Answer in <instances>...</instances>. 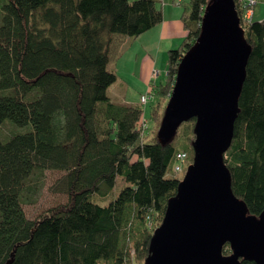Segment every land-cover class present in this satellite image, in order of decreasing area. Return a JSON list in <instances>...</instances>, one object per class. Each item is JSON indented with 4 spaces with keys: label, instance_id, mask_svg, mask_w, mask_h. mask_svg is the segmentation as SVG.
Here are the masks:
<instances>
[{
    "label": "trees",
    "instance_id": "16d2710c",
    "mask_svg": "<svg viewBox=\"0 0 264 264\" xmlns=\"http://www.w3.org/2000/svg\"><path fill=\"white\" fill-rule=\"evenodd\" d=\"M210 1L184 4L186 35L168 51L165 82L151 83L160 99H169ZM234 2L241 19L246 7ZM162 22L158 0H0V124L24 131L0 141V264H144L181 180L173 172L176 154L186 151L193 159L195 120L183 123L167 143L157 135L148 140L141 106L109 97L117 74L108 64L114 36L135 40ZM244 28L251 53L224 162L233 193L250 215L259 216L264 212V18L252 17ZM159 108L152 114L158 126ZM44 170L65 173L58 190L68 201L29 219L23 209L27 182ZM117 178L126 185L102 204ZM230 253L227 244L223 254Z\"/></svg>",
    "mask_w": 264,
    "mask_h": 264
},
{
    "label": "water",
    "instance_id": "95a60500",
    "mask_svg": "<svg viewBox=\"0 0 264 264\" xmlns=\"http://www.w3.org/2000/svg\"><path fill=\"white\" fill-rule=\"evenodd\" d=\"M251 47L234 0H211L200 36L183 55L157 139L195 120L193 159L154 230L144 264H264V212L250 215L224 162ZM231 253L223 254L225 245Z\"/></svg>",
    "mask_w": 264,
    "mask_h": 264
},
{
    "label": "rangeland",
    "instance_id": "374dc122",
    "mask_svg": "<svg viewBox=\"0 0 264 264\" xmlns=\"http://www.w3.org/2000/svg\"><path fill=\"white\" fill-rule=\"evenodd\" d=\"M162 2L163 1H160V5L163 4ZM185 3H188V0H181V5L178 6L179 16H181L180 13H182ZM253 12V17L256 20L264 18V0L258 1V3L253 7ZM175 48H177L176 45H174L172 49ZM168 51L154 57L155 61L151 64L148 62V64H145L141 58H139L136 63L132 60H130V63L125 62V60L120 62L119 68L121 69H119L120 71L117 74V81L110 86L108 93L109 96H113L114 102L118 104L128 102L129 104H138L141 106L143 109V120L146 121V128L148 129V133L146 135L148 140L157 135L161 123L160 121L158 126V124L154 122L152 117L154 110L157 105L160 104L159 110L162 112L163 116L169 99H160L152 92V95L154 96L151 97L145 105H141L140 97L142 95H148L150 90L151 83L146 81L148 78V70L150 72V68L159 74L154 81L155 84L165 82L166 70L168 66ZM108 69L113 71L116 70V65L113 60L108 65ZM15 132L22 133L24 131L19 127L10 125L9 123L0 124V141L5 140ZM64 174L65 173L63 171L58 170L36 171L33 174L27 182L30 190L27 193L28 197L26 201L23 203V209L27 218H38L39 216L44 215L48 210L67 203V194L58 190L60 188L58 181L64 176ZM177 177L182 178V176ZM125 185L126 183L121 178H117L115 187L108 195H106L107 201L102 204L110 202L112 198L118 195L120 189Z\"/></svg>",
    "mask_w": 264,
    "mask_h": 264
},
{
    "label": "crops",
    "instance_id": "0c3cea01",
    "mask_svg": "<svg viewBox=\"0 0 264 264\" xmlns=\"http://www.w3.org/2000/svg\"><path fill=\"white\" fill-rule=\"evenodd\" d=\"M158 1L159 2L163 1L162 2L163 4L161 5L163 11V22L160 25L145 32L135 40H131L128 37L120 36V35L114 36L113 42L110 47L109 64L113 60V62L116 65V70H115L116 74L119 73L120 71L119 69H121L119 68V65L120 62H122L123 60H125V62L127 63H130V60L136 63L138 59L141 58L143 62H145V64L147 62L151 64L153 63V61H155L154 57H157L158 54L165 53L169 49H172L174 45L178 47L182 42V40L184 39L186 32L183 29L181 16H179L178 13V9H179L178 6H180L179 3H181V0H158ZM262 19H259V21ZM151 69L152 68H150V72L148 70V78H147L148 80L146 79L148 83H152V82L154 83V81L156 80V79L155 80L151 79V74L154 71ZM109 89H108V93H109ZM109 97L114 102L113 96H109ZM123 104L134 105V104H129L128 102H125Z\"/></svg>",
    "mask_w": 264,
    "mask_h": 264
},
{
    "label": "built area",
    "instance_id": "2783aa9c",
    "mask_svg": "<svg viewBox=\"0 0 264 264\" xmlns=\"http://www.w3.org/2000/svg\"><path fill=\"white\" fill-rule=\"evenodd\" d=\"M240 3L244 4V8L246 7L245 13L242 15V18L240 19V25L243 30H245L244 25L251 20L253 17V7L256 5L257 0H239ZM158 76V73L153 71L151 74V79L155 80ZM152 96V87L150 86V90L148 92V95H142L140 97V104L145 105ZM142 125L146 126V121L142 120ZM176 161L173 168V172L177 176H184V174L187 171V168L192 163V161L189 158V154L186 151H180L176 154ZM181 178V179H182Z\"/></svg>",
    "mask_w": 264,
    "mask_h": 264
}]
</instances>
